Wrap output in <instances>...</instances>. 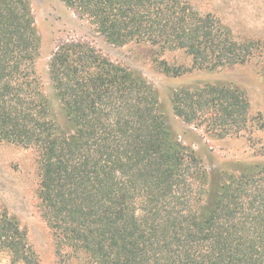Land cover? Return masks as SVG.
<instances>
[{
  "label": "trees",
  "instance_id": "16d2710c",
  "mask_svg": "<svg viewBox=\"0 0 264 264\" xmlns=\"http://www.w3.org/2000/svg\"><path fill=\"white\" fill-rule=\"evenodd\" d=\"M63 1L111 43L184 49L190 67L161 62L175 75L244 64L259 48L187 0ZM40 41L29 0H0V140L37 149L58 244L89 264H264V162L209 176L148 79L80 39L61 40L50 59L59 119L36 67ZM173 107L218 135L253 121L247 95L227 83L182 87ZM3 249L12 263L40 264L26 232L0 214Z\"/></svg>",
  "mask_w": 264,
  "mask_h": 264
},
{
  "label": "rangeland",
  "instance_id": "374dc122",
  "mask_svg": "<svg viewBox=\"0 0 264 264\" xmlns=\"http://www.w3.org/2000/svg\"><path fill=\"white\" fill-rule=\"evenodd\" d=\"M199 14L211 13L240 41L255 40V57L244 64L214 70H192L175 75L161 62L172 67H190L192 56L184 49L158 51L147 43L118 45L109 42L86 18L63 0H29L40 35L37 71L42 89L56 116L63 120L60 102L50 73V59L57 44L66 38L89 42L112 61L143 74L160 94L162 110L178 138L202 159L209 176L215 171L235 170L264 162L259 149L264 146V0H187ZM205 82L227 83L244 91L250 102L253 121L240 135H218L204 125L186 122L173 107V95L182 87ZM41 164L32 146L0 140V214L18 223L36 252L40 264H89L87 255L57 243L54 230L43 216L40 197ZM0 264L12 263L9 249L0 251Z\"/></svg>",
  "mask_w": 264,
  "mask_h": 264
}]
</instances>
